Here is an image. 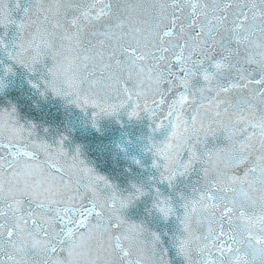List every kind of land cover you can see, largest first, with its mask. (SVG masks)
I'll return each instance as SVG.
<instances>
[{
    "label": "snow or ice",
    "instance_id": "obj_1",
    "mask_svg": "<svg viewBox=\"0 0 264 264\" xmlns=\"http://www.w3.org/2000/svg\"><path fill=\"white\" fill-rule=\"evenodd\" d=\"M21 8L0 0L12 64L94 128L146 119L156 175L121 190L66 135L0 108V264H172L126 215L146 197L181 264H264V0H30L17 21Z\"/></svg>",
    "mask_w": 264,
    "mask_h": 264
},
{
    "label": "water",
    "instance_id": "obj_2",
    "mask_svg": "<svg viewBox=\"0 0 264 264\" xmlns=\"http://www.w3.org/2000/svg\"><path fill=\"white\" fill-rule=\"evenodd\" d=\"M30 0H22V8L13 13L17 21L22 20V11ZM0 39L5 47L0 48V62L12 64L7 52L14 50L17 39L16 26L0 28ZM13 74L3 76L0 73V108L15 106L21 122H32L36 130L45 139L54 140L64 134L68 137L65 147L69 151L79 147L81 156L98 174L104 175L121 190H128L129 183H144L156 172L150 167L151 154L145 149L148 146L149 122L146 119H131L126 110L114 116L101 117L94 128L88 117L72 105H66L60 98L51 93L41 96L38 90L31 87L29 81L35 82L40 73L29 74L22 66L12 64ZM47 129V132L44 130ZM156 134L153 139H159ZM139 160V164L136 161ZM150 200L148 197L130 207L126 215L133 220L143 219L151 230L161 235L162 241L169 248L172 264H181L169 244L165 233L174 231L172 221L164 222L158 216L145 214Z\"/></svg>",
    "mask_w": 264,
    "mask_h": 264
}]
</instances>
